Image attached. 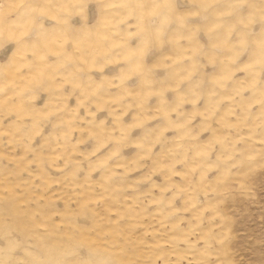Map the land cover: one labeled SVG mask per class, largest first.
I'll return each mask as SVG.
<instances>
[{
  "label": "clouds",
  "instance_id": "9594fccd",
  "mask_svg": "<svg viewBox=\"0 0 264 264\" xmlns=\"http://www.w3.org/2000/svg\"><path fill=\"white\" fill-rule=\"evenodd\" d=\"M0 264H264V0H0Z\"/></svg>",
  "mask_w": 264,
  "mask_h": 264
},
{
  "label": "rangeland",
  "instance_id": "374dc122",
  "mask_svg": "<svg viewBox=\"0 0 264 264\" xmlns=\"http://www.w3.org/2000/svg\"><path fill=\"white\" fill-rule=\"evenodd\" d=\"M247 227H249V224L246 219H242L237 225L238 229L247 228Z\"/></svg>",
  "mask_w": 264,
  "mask_h": 264
}]
</instances>
